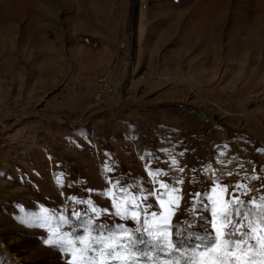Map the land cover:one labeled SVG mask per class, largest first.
<instances>
[{
    "label": "rangeland",
    "instance_id": "rangeland-1",
    "mask_svg": "<svg viewBox=\"0 0 264 264\" xmlns=\"http://www.w3.org/2000/svg\"><path fill=\"white\" fill-rule=\"evenodd\" d=\"M11 115L21 119L0 127V264H81L79 243L44 241L77 232L86 243L91 226L73 215L94 206L93 224L135 237L142 214L124 221L112 204L124 211L134 190L159 188L150 162L168 173L158 181H183L182 199L161 201L182 235L206 225L189 194L213 181L228 194L243 183L240 198L259 203L264 0H0V118ZM214 195L218 207L229 198ZM144 203L160 212L154 196Z\"/></svg>",
    "mask_w": 264,
    "mask_h": 264
},
{
    "label": "snow or ice",
    "instance_id": "snow-or-ice-1",
    "mask_svg": "<svg viewBox=\"0 0 264 264\" xmlns=\"http://www.w3.org/2000/svg\"><path fill=\"white\" fill-rule=\"evenodd\" d=\"M164 151L167 152V149ZM179 155L183 156L184 153L180 152ZM168 162L172 168L177 167L175 156ZM150 163L148 174L153 178V184H159V188L154 187L151 192H146L143 188L134 190L131 195L137 202L128 204L124 211H121L115 202L112 204L115 215L124 221L140 224L141 215L137 213L142 214L143 231L137 227L135 237L124 223L93 224L96 214L94 206L83 214L73 215L82 226H91L85 228V233L89 237L86 243L84 236L77 232L72 234L71 240L65 239L62 234L50 237L44 242L58 247L62 252L72 251L74 241L79 243L81 264H180L181 261L183 264H264V195L259 198V203L253 197L250 203L245 204L240 197L250 191L246 185L237 183L232 193L228 194L227 185H221L218 180L213 181L205 193L189 194L193 198V211L199 208L210 213L207 218L204 216L195 218L199 222L207 219L206 225L198 223L196 230L186 231L182 235L181 228L185 225L183 222L174 225L167 216L161 215L163 212L161 201L168 199L171 194L182 199L183 193L179 185H182L183 181L177 180L171 184L158 181L157 177L167 176L168 173L159 168L152 170ZM179 171L182 173L184 169L179 168ZM217 187L229 195L221 207H218L214 195ZM119 195L121 199H127L129 189H122ZM150 196L155 197L160 212L149 211L152 205L144 202ZM171 206L179 208L178 204ZM88 211L94 214L93 217H88ZM107 213L108 209L104 208L103 214ZM157 216L160 217L159 223L150 222ZM63 223L68 221L65 220ZM187 227H191V224ZM92 232L96 235H91ZM145 245L148 247L145 248ZM67 264H72V261L69 260Z\"/></svg>",
    "mask_w": 264,
    "mask_h": 264
},
{
    "label": "built area",
    "instance_id": "built-area-1",
    "mask_svg": "<svg viewBox=\"0 0 264 264\" xmlns=\"http://www.w3.org/2000/svg\"><path fill=\"white\" fill-rule=\"evenodd\" d=\"M19 115H11L9 118L2 117L0 118V127L2 128H10L16 126L20 122Z\"/></svg>",
    "mask_w": 264,
    "mask_h": 264
}]
</instances>
